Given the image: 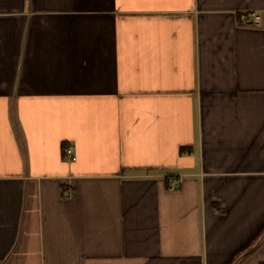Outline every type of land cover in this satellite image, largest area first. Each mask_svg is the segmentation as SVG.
Here are the masks:
<instances>
[{
  "label": "crops",
  "instance_id": "0c3cea01",
  "mask_svg": "<svg viewBox=\"0 0 264 264\" xmlns=\"http://www.w3.org/2000/svg\"><path fill=\"white\" fill-rule=\"evenodd\" d=\"M0 264H264V0H0Z\"/></svg>",
  "mask_w": 264,
  "mask_h": 264
},
{
  "label": "built area",
  "instance_id": "2783aa9c",
  "mask_svg": "<svg viewBox=\"0 0 264 264\" xmlns=\"http://www.w3.org/2000/svg\"><path fill=\"white\" fill-rule=\"evenodd\" d=\"M245 23L248 24V25L259 26V25H261V17L259 15H254L252 18L246 19ZM65 155L71 161H76V159H77L76 156L74 155L73 150H71V149H66L65 150ZM171 190L173 191L174 187Z\"/></svg>",
  "mask_w": 264,
  "mask_h": 264
},
{
  "label": "trees",
  "instance_id": "16d2710c",
  "mask_svg": "<svg viewBox=\"0 0 264 264\" xmlns=\"http://www.w3.org/2000/svg\"><path fill=\"white\" fill-rule=\"evenodd\" d=\"M169 182H170V179L166 178V183L169 184Z\"/></svg>",
  "mask_w": 264,
  "mask_h": 264
}]
</instances>
